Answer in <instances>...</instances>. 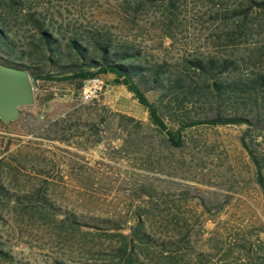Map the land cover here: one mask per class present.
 I'll return each mask as SVG.
<instances>
[{
    "label": "rangeland",
    "instance_id": "374dc122",
    "mask_svg": "<svg viewBox=\"0 0 264 264\" xmlns=\"http://www.w3.org/2000/svg\"><path fill=\"white\" fill-rule=\"evenodd\" d=\"M18 1L0 0V29L14 44L7 54L0 38V62L19 63L30 76L62 75L58 63L74 60L72 39L92 50L97 42L137 49L148 66L191 84L205 83L191 70L197 58L235 60L226 77L264 71V60L253 59L264 46V12L254 6L251 30L229 35L228 13L245 0ZM34 19L58 39L57 52ZM96 77L103 89L88 101L86 80L78 88L34 79V103L0 123V264H121L132 245L137 264H264V195L243 144L259 155L264 176V111L220 102L206 88L186 92L178 108L149 90L151 102L172 108L163 119L173 129L218 113L253 123L193 125L173 147L112 73ZM137 226L149 243L132 234Z\"/></svg>",
    "mask_w": 264,
    "mask_h": 264
},
{
    "label": "trees",
    "instance_id": "16d2710c",
    "mask_svg": "<svg viewBox=\"0 0 264 264\" xmlns=\"http://www.w3.org/2000/svg\"><path fill=\"white\" fill-rule=\"evenodd\" d=\"M19 3L18 0H13ZM173 2V0H170ZM255 8L264 12V0H245L240 8H236L229 12L234 19V28L231 29L229 35L231 39L238 35H243L246 30H251V17L249 10ZM35 26L40 31V38L51 52H57V40L53 35L42 28L38 19H34ZM0 38H4L2 43L7 47V54L12 53L13 41H7L6 35L0 29ZM6 39V40H5ZM68 46L71 48V53L74 54V60L67 64H59L62 75L55 77L51 74H35L34 79L42 80H69L74 82L78 88L82 87L85 80L92 78L98 74L112 73L115 77L113 81L118 84H123L138 102L147 110L151 122L156 128L163 132L167 142L173 147H179L183 144L182 131L193 125H227V124H248L253 125L252 120L243 114L224 115L218 113L211 117L192 119L190 117L183 118L177 128H170L164 121V114H169L172 108L167 105L161 106L155 102H151L146 92L149 90L160 91L162 97L169 96L171 100L176 101L177 107H182L185 93H194L196 89H208L212 97L220 102L236 99L246 107H251L253 110L264 111V71L253 70L252 76L243 79L242 77L232 78L231 76H223L224 72L232 73L236 70L239 64L229 58L217 59L208 57L207 59H193L189 62L192 65V72H198L205 77V83L200 85L196 83H187V79L182 77H172L168 70L162 66H148L141 61V52L133 48H110L108 43L97 42L93 50L80 43L78 40L72 39ZM261 53L256 58V62L264 60V46L260 47L258 52ZM50 59V58H49ZM53 62L57 61L52 59ZM4 64L20 67L21 64L10 60H2ZM256 65V63H255ZM166 109V111L164 110ZM1 124H4L0 120ZM244 147L249 152L253 162L259 169L258 182L264 195V176L262 174V161L251 146L243 141ZM6 192V189L0 183V194ZM134 236L145 243L150 242V237L141 232V228L137 226L133 229ZM135 245L126 249H122L121 264H137L138 254L135 252ZM131 249V251H130ZM57 264H64L57 262Z\"/></svg>",
    "mask_w": 264,
    "mask_h": 264
},
{
    "label": "water",
    "instance_id": "95a60500",
    "mask_svg": "<svg viewBox=\"0 0 264 264\" xmlns=\"http://www.w3.org/2000/svg\"><path fill=\"white\" fill-rule=\"evenodd\" d=\"M35 89L34 78L26 69L0 62V120H17L20 108L34 103Z\"/></svg>",
    "mask_w": 264,
    "mask_h": 264
},
{
    "label": "built area",
    "instance_id": "2783aa9c",
    "mask_svg": "<svg viewBox=\"0 0 264 264\" xmlns=\"http://www.w3.org/2000/svg\"><path fill=\"white\" fill-rule=\"evenodd\" d=\"M103 89V82L99 77H92L87 79L81 92V99L88 101L96 98Z\"/></svg>",
    "mask_w": 264,
    "mask_h": 264
}]
</instances>
